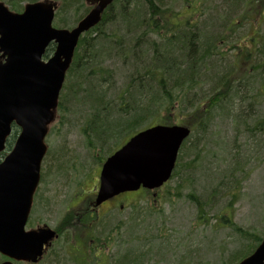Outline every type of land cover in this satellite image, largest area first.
Segmentation results:
<instances>
[{"label": "rangeland", "instance_id": "1", "mask_svg": "<svg viewBox=\"0 0 264 264\" xmlns=\"http://www.w3.org/2000/svg\"><path fill=\"white\" fill-rule=\"evenodd\" d=\"M0 1L11 11H14L6 0ZM27 3L29 2L25 1L19 6L23 9ZM169 5L171 6L169 7L170 13L182 17L187 14V11L184 12L186 8L177 0L174 1L173 5ZM86 7L90 10L91 5L86 4ZM141 8L139 6L136 11L141 10ZM60 9V4H58L53 26L62 29L73 28L76 25L73 11L68 10L62 14ZM198 10V13L194 12L192 26L198 27L199 36L203 35V31L204 33L210 30L214 33L221 32L220 27L214 25L219 24L217 17L218 14L221 15L223 10L222 0H206L201 9ZM86 14L80 12V19ZM59 19L67 21L72 26L63 27L59 23ZM101 30L107 34L124 32L118 22L108 21L104 22ZM97 34L96 32H91V34L89 32L84 38L90 40L89 43H91V39L97 38L92 43H96L99 48L103 42ZM235 34L238 37V49L242 48L243 54H246L249 49L258 48L255 43L259 42L260 38L262 45H264V22L262 20L246 21L245 24L236 28ZM131 37H133L132 42L137 39L135 35L129 36L127 34L122 40L128 41ZM151 39L157 40L155 37ZM203 40L202 36L200 41L203 42ZM221 48L225 50L226 46H221ZM236 51L230 52V58L236 54ZM111 53L114 54V52ZM107 56L108 54L99 56L98 64L106 68L107 72L112 73L109 84V95L112 98L113 95L115 96L126 87V83L129 82L128 79L135 73L134 68L129 63L124 65L121 60L113 61ZM256 74L258 72L254 76ZM259 78L260 75L250 82L246 92H244L246 88H243L241 95L254 97V102L245 101L247 98L245 100L234 98L233 105L221 104L212 110L213 121L209 120L210 124L207 126L209 129L206 133L193 132L191 134L178 153L173 175L167 185L156 193L155 197L145 193L129 194L126 199L129 205L122 213H118L116 209L111 213L109 219L105 217L102 221L100 218L102 222L98 227L106 232L110 231L113 241L110 242L108 248L103 249V258L97 261L98 264H110V261L107 263L106 260L107 258L111 259L114 255L115 259L118 258L121 252L119 250L123 245L137 255L141 251H145L144 264H230L231 256L240 252L249 242L236 231L237 228L254 235L259 240L264 238V132L250 137L244 131L245 127L240 124L237 117H232V113L237 115L239 112L243 116L247 115L244 117V121L247 122L246 126L253 127L258 121L264 128V90L257 91L260 89L258 87ZM67 81L71 84L73 76H66L60 96L63 94L62 92H64V96L66 95L65 85ZM203 87L208 86L203 84ZM196 92L201 95V91L196 90ZM148 93V97L153 98L152 100L159 96L158 87L155 83L152 84V88H149ZM143 94L144 91L140 94L133 92L132 98L135 101L132 103L131 98H129L127 100L129 103L126 106L124 105L127 101L121 105L118 97L112 99L113 104L119 106L115 108L112 104L113 112L109 116V120H106L107 124L102 127L98 126L103 130L100 140H96L94 137L86 140V135L83 134L84 130L91 131L93 127V123L90 122L92 121L90 120L93 113L92 106L83 105L81 100L73 102V100L68 99L65 101L66 106L61 109L58 107L55 120L48 129L45 144L49 155L63 154L60 163L74 166V168L68 174L66 188L60 197L55 195L54 199H38L31 211L30 225L33 223L32 219L37 217L40 221L44 220L45 223H48L50 228H55L63 220L64 215L72 212V210L65 212V208L68 206L74 189L82 193V191L92 188V183L84 184V178L89 176L92 178V169L97 168L96 165L92 166L95 162L93 155L95 151L93 150L99 149L100 141L106 140V143H104L102 151L98 150L100 154L96 153L99 159L106 158L108 155L105 152H108L112 147L116 149L121 144L120 140L126 132L132 135L135 130H143L163 121V107L166 105L158 100L155 104L149 103L148 98H144ZM174 94H178V91H174ZM83 96V93L78 95L79 98ZM180 105L181 103H175L174 108H169L171 110L169 114L172 113V125H179L180 121L177 119L180 114L186 116L190 113L189 109L184 111L180 109ZM119 107L128 109L129 113L122 115L123 113L119 112L121 111ZM131 108L134 109L137 122L133 130L130 127ZM106 114V111L101 113L103 120ZM118 121H122V123L117 125ZM87 141L91 142L90 147L92 149L90 150ZM196 145L202 149H194ZM198 150L201 152L199 153ZM46 156L47 152L45 158ZM43 162L49 164L51 160ZM232 169H235V172L233 176L230 175L232 177L228 181L226 179V177L228 178L227 171H232ZM75 184H84L81 187L82 191L73 188ZM226 189H228V194L222 196ZM196 202L201 203L204 213L199 219L197 218L198 207ZM98 214L99 217L102 216L100 211ZM119 221H123L128 228L124 231L123 228L121 230L115 229L114 227ZM112 228L115 230L114 232L111 231ZM159 231L163 232L161 236L158 235ZM101 233L105 234V232ZM103 234H100L101 237H104ZM126 240L129 241L127 245ZM117 241L119 242L117 243ZM251 243L253 245L255 242L251 241ZM58 249L60 250L61 262L73 264L70 261L66 262L67 258L63 253V249L67 250L69 247L60 245Z\"/></svg>", "mask_w": 264, "mask_h": 264}, {"label": "trees", "instance_id": "2", "mask_svg": "<svg viewBox=\"0 0 264 264\" xmlns=\"http://www.w3.org/2000/svg\"><path fill=\"white\" fill-rule=\"evenodd\" d=\"M25 1L32 3L37 0H6L11 9L16 12L21 11L22 7L19 4ZM47 1H52L57 6L60 4V12H63L62 14L68 10L73 11L74 22L76 23L81 18L79 17L80 12L87 13L89 11L86 7V4L89 5L87 0H84V2L83 0ZM174 1L115 0L103 14L101 22L91 30V32L98 33L97 36L103 42L99 48L96 43H92L97 38L91 39V43L88 42L90 40L86 37L80 38L75 49L73 63L67 74L68 76H73V82L69 84L67 81L65 85V90L67 89L65 91L66 95L64 96V92H62L63 94L59 99V109L66 106L65 101L68 99L73 100V102L81 100L83 105L88 104L92 106L93 113L90 119L92 121L90 122L93 123V127L91 131L97 137H100L103 130L99 127L107 124L105 121L109 120V116L113 112V108H111L113 104L112 99L118 97L122 105L131 98V102L133 103L135 100L132 98V93L136 92L140 94L144 91L143 96L144 98H148L149 103L155 104L158 100L166 105L163 107V121L157 124L172 125V113L169 114L171 111L169 108H174L175 103H181L180 109L183 111L189 109L190 113H187L188 115L186 116H182L179 113L180 115L177 120L180 122L178 121V124L193 132L204 134L209 129V127L207 129L208 124H210L209 120L213 121L212 110L221 106V104L233 105L234 98L244 100L247 98L245 101L254 102V97L241 95L243 94V88H246L244 89V92H246L249 89L250 82L254 81V78L256 76L259 77V75L260 84H257L260 89H257V91L264 90V45H262L263 43L260 38L259 42L255 43L258 46L257 49H249L246 54H243L242 48L238 49L237 47L238 37L235 31L236 28L245 24L246 21L256 22L262 20L264 22V0H222L223 10L221 15L218 14L217 18L219 20L216 19L219 24L214 25L220 27L221 32L214 33L210 30L204 33L203 31V42L200 41L202 36H199L197 33L198 27L196 25L186 24L175 27L170 25V21L180 18L185 21H193L194 12L198 13V9H201L206 0H177L186 8L184 12L187 11V14L184 17L170 13L171 9L169 7L171 6L169 4L173 5ZM139 6L142 7L141 10L136 11ZM78 11L79 13H77ZM58 21L63 27L72 26L62 19ZM107 21L118 22L124 29V32L122 31L121 34L117 32L107 34L105 31H102L101 27ZM189 27L190 31H188ZM127 34L129 36L135 35L137 39L134 42H132L133 37L128 40L129 42L126 39L122 40L124 35ZM153 37L157 38V40H152L151 38ZM127 44L128 47H126ZM221 46H226L225 50ZM51 50L49 49L48 52H51ZM85 51L86 56L84 57ZM233 51H236V54L230 58V52ZM111 52H114V54ZM107 54V57L113 61L119 59L124 62V65L129 63L134 68L133 71L135 73L128 79L129 82L128 84L126 83V87L121 92L115 94V96L113 95L112 98L109 95L110 76L112 73L107 72L106 68L98 64L99 56ZM256 72L258 74L254 76ZM207 74H210V77ZM153 83L156 84L159 92V96L154 100L148 97V90L152 88ZM203 84L208 87L204 88ZM176 90L178 94H174ZM196 90L201 91V95ZM80 93H83L84 96L79 98L78 95ZM128 103L129 101L124 106L128 105ZM117 106L119 105H114L115 108H118ZM104 111L107 112L105 116H108L106 120H103L101 116V113ZM119 112L125 115L129 113V110L122 107ZM130 115V127L133 130L137 122L134 116V109L132 108L130 109ZM246 116H243L239 112L237 115L232 113V117H237L240 124L245 127L244 131L250 137L264 132L262 124L258 121L253 127L246 126L247 122H245L246 120L244 121V117ZM118 122L122 123V121ZM135 131L134 133H136ZM17 133V128L13 126L12 133L6 143L7 150L11 148ZM134 133L132 132V134ZM194 149L202 148L196 145ZM198 152L200 153L201 150H198ZM4 155L5 153L0 154V159ZM234 170L227 171L228 178L226 177V179L228 181L233 176ZM230 175L232 176L230 177ZM227 194L228 189L222 193V196H226ZM196 206L198 207L197 218L199 219L204 213L201 203L196 202ZM86 207L87 203H84L82 205V212L85 211ZM75 212L80 213L81 211H72L64 215L66 220H64L65 223L62 226L69 228L80 227L74 218ZM71 219H73L72 222ZM126 226L123 221H119L114 228L120 230L123 228L124 231L128 228ZM236 231L249 242L240 252L231 256L232 261L230 264H237L249 256L260 243V240L254 235L245 231L243 232L238 228ZM162 234L163 232L159 231L158 235L161 236ZM99 237L101 238V236ZM251 241L255 243L252 245ZM125 242L126 245L129 243L127 240ZM119 252L118 258L115 259L114 255L112 259L108 260L110 264H144L145 251H141L137 255V253L130 251L127 246L123 245ZM90 253L89 256L87 255L90 260L87 257L80 259L73 258L70 263L98 264L96 263L97 261L92 260L91 255L93 251ZM68 261L66 259V262Z\"/></svg>", "mask_w": 264, "mask_h": 264}, {"label": "water", "instance_id": "3", "mask_svg": "<svg viewBox=\"0 0 264 264\" xmlns=\"http://www.w3.org/2000/svg\"><path fill=\"white\" fill-rule=\"evenodd\" d=\"M92 1L95 6L72 29L52 26L54 3L26 4L15 13L0 2V154L12 126L18 129L0 160V253L16 261L36 263L54 236L44 228L26 232L25 225L47 150L44 139L79 37L100 22L114 0ZM51 44L54 52L44 61ZM189 134L182 126L157 125L132 136L103 164L94 205L140 188H160ZM238 264H264V239Z\"/></svg>", "mask_w": 264, "mask_h": 264}, {"label": "flooded vegetation", "instance_id": "4", "mask_svg": "<svg viewBox=\"0 0 264 264\" xmlns=\"http://www.w3.org/2000/svg\"><path fill=\"white\" fill-rule=\"evenodd\" d=\"M182 20V21H181ZM193 21H185L182 18L177 20L170 21V25L175 27L184 26L186 24L191 25L193 24ZM188 31H190V27L188 28ZM50 54V52H46V54ZM45 58L47 56L45 55ZM108 117L105 116L104 120H106ZM106 122V121H105ZM120 124V122H117ZM83 134L86 135L85 139L90 140V137H94L96 140L101 139V136L97 137L93 131H83ZM131 137L130 133L126 132L122 136V140H120L121 144L117 146L116 149H109L107 153L106 158L99 159L96 156V153H99L98 150H103L104 143H106V140L100 141L101 145H99V149H95L93 153L95 157V162L92 164V166L96 165V169H92V175L93 177H85L84 178V184L89 185L92 183V188L90 190L82 191L81 187L84 184L74 185L73 188H78L82 191V193L77 192V189H74L73 195L68 203V206L65 208V212H68L70 210L77 211L80 210L81 212H75L74 218L76 220V223H78V228H69L62 226L66 220V218L63 216V220L58 224L55 228H50L48 223H45L44 220L40 221L39 218L32 219V224L30 225V216L28 218V221L26 223L25 230L31 231V230H38L40 228H50L54 232V236L51 239V241L45 246L43 255L39 259L37 263H31V262H24V261H16L13 259L8 258L7 256H4L0 253V264L10 263V264H61V255L60 250L58 247L60 245L68 246L69 249H63V253L67 260L72 261L74 259H80V258H88L90 252L97 251V253H92L91 257L92 260L99 261L103 258L102 251L103 249L108 248V245L110 244L113 239L111 238V233L104 231V229H100L99 224L102 222L105 217L109 219V216L111 213L117 209L118 213H122L124 209L126 208L128 202H126V199L130 193L121 194L117 197H114L112 199H109L108 201L100 204L99 206L94 205V200L97 194V190L99 187V174L101 171V168L105 162V160L112 155L116 150H118L122 145H124L128 139ZM87 145L89 147V150L92 149L91 142L87 141ZM92 151V152H93ZM100 154V153H99ZM46 155V154H45ZM63 156V154H52L49 155V152L47 150V156L43 160H51V163L44 164L42 161L41 167H40V179L38 186L36 188V191L33 196V204L32 209H34L35 204L37 203L38 199L41 198L43 200L47 199H54L55 195H60L64 192L66 188V179L68 177V174L71 170H73L74 166H67L60 163V158ZM52 188V189H51ZM139 193L143 192L146 193L145 190H139ZM137 192V193H138ZM152 197L156 196V192H149ZM49 195V197H48ZM51 196H54L53 198ZM84 203H87V207L85 208V211L82 212V205ZM81 206V207H80ZM80 207V208H79ZM79 208V209H78ZM99 211L102 213L101 217L98 214ZM47 213V212H46ZM31 215V212H30ZM105 215V216H104ZM100 218H102V221H100ZM73 219H71V222ZM112 232L115 230L112 228ZM105 232V234L101 233ZM100 234H103L104 237ZM88 255V256H87ZM60 259L58 260V258ZM112 259V258H111ZM109 258H107L108 263ZM91 262V261H90ZM98 263V262H96ZM63 264V263H62Z\"/></svg>", "mask_w": 264, "mask_h": 264}, {"label": "bare ground", "instance_id": "5", "mask_svg": "<svg viewBox=\"0 0 264 264\" xmlns=\"http://www.w3.org/2000/svg\"><path fill=\"white\" fill-rule=\"evenodd\" d=\"M263 130H264V128H263ZM44 157H45V155H44ZM44 157H43V159H44ZM43 159H42V161H43ZM62 264V263H61Z\"/></svg>", "mask_w": 264, "mask_h": 264}]
</instances>
